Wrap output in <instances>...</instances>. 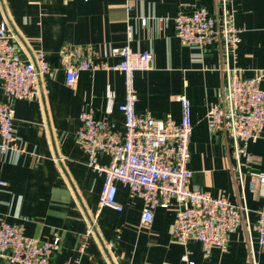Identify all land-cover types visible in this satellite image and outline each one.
<instances>
[{
    "label": "crops",
    "instance_id": "obj_1",
    "mask_svg": "<svg viewBox=\"0 0 264 264\" xmlns=\"http://www.w3.org/2000/svg\"><path fill=\"white\" fill-rule=\"evenodd\" d=\"M223 0H0V20L6 19L25 43L27 52L44 49L54 67L51 76L40 80L37 98L14 101L16 134L22 152L0 151V218L11 223L25 221V233L41 241L61 236L55 254L59 264H264V245L255 223L264 207V184L255 173L264 172V130L249 144L251 163L240 167L231 154L229 138L211 133L206 115L218 102L224 82L226 59L220 46L205 49L182 43L174 18L181 9L208 6L217 11ZM241 29L236 65L242 78L261 75L264 89V0H227ZM219 11V10H218ZM147 19L146 24L143 19ZM105 45L149 51L148 70L135 73L138 112L177 120L181 105L177 95L186 94L192 103L194 129L189 168L192 188H200L233 203H246L249 226L244 223L231 235L227 248L206 252L197 239L187 244L173 236L178 203L158 207L150 224H143V199L132 197L121 183L117 200L121 211L101 209L94 234L86 240L90 222L98 209L104 175L87 163L77 142L85 107L101 117L107 105V87L116 91V105L125 100L124 75L114 69L85 70L74 86L65 80L60 53L65 45ZM0 82V100H4ZM118 126L123 114L115 108ZM110 164L111 155H99ZM241 175V177H240ZM2 259L0 258V264Z\"/></svg>",
    "mask_w": 264,
    "mask_h": 264
},
{
    "label": "built area",
    "instance_id": "obj_2",
    "mask_svg": "<svg viewBox=\"0 0 264 264\" xmlns=\"http://www.w3.org/2000/svg\"><path fill=\"white\" fill-rule=\"evenodd\" d=\"M219 10V11H218ZM217 11L208 6L192 10L181 9L174 18L176 35L182 43L205 49L222 47L226 66L224 82L206 119L211 133H224L230 140L231 154L240 167L242 159L251 163L249 144L261 137L264 130V89L261 75L242 78L234 65L241 41V29L235 24V11L223 0ZM147 19H143L146 24ZM67 85L74 86L85 70H118L125 79V100L116 105V91L108 85L107 105L103 116L85 107L80 113L81 124L77 142L83 149L87 163L104 175L98 209L81 245L84 252L89 236L94 234L96 219L103 207L121 211L117 200L121 183L132 197L143 199L142 223L150 224L158 207L169 208L178 203L173 236L187 244L197 239L206 252L216 246L227 248L231 235L239 226H249L246 203H233L225 194L215 196L200 188H192L193 171L189 168L190 143L194 129L192 103L186 94L177 95L181 117L168 113L156 118L137 110L139 100L135 73L151 67L153 55L149 51L133 50L129 45L98 50L92 45H65L60 53ZM54 72L44 49L33 53L14 32L8 20H0V82L5 99L0 100V151L19 153L22 148L16 134L14 101L35 99L39 95L40 80ZM115 108L124 116L122 126L114 118ZM109 153L110 164L99 162V155ZM264 184V172L255 173ZM241 177V175H240ZM7 185L0 180V186ZM259 241L264 245V207L258 210L255 223ZM61 236L41 241L26 235L25 221L11 223L0 218L1 264H59L55 254L60 249ZM182 259L194 261L186 252ZM71 264H80L76 259Z\"/></svg>",
    "mask_w": 264,
    "mask_h": 264
}]
</instances>
